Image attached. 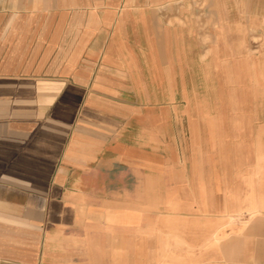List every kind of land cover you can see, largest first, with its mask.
<instances>
[{"label": "crops", "instance_id": "obj_1", "mask_svg": "<svg viewBox=\"0 0 264 264\" xmlns=\"http://www.w3.org/2000/svg\"><path fill=\"white\" fill-rule=\"evenodd\" d=\"M262 78L264 0H0V264H264Z\"/></svg>", "mask_w": 264, "mask_h": 264}, {"label": "rangeland", "instance_id": "obj_2", "mask_svg": "<svg viewBox=\"0 0 264 264\" xmlns=\"http://www.w3.org/2000/svg\"><path fill=\"white\" fill-rule=\"evenodd\" d=\"M264 80V78H262V81ZM262 85H259V87L257 88L258 90H256L253 93L247 92V93H242L241 95V104L243 106H252L251 108H241L240 110H236V113L238 112L240 115L242 116H252L255 113H257V115L264 117V107L261 108L260 106H264V81L262 82ZM200 95V94H199ZM258 102L259 103V107L258 109H254L253 106L255 105L254 103ZM233 110H230V112ZM196 112V116L200 115V109H195Z\"/></svg>", "mask_w": 264, "mask_h": 264}]
</instances>
